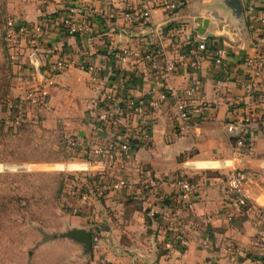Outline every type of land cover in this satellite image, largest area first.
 Here are the masks:
<instances>
[{
    "label": "crops",
    "instance_id": "1",
    "mask_svg": "<svg viewBox=\"0 0 264 264\" xmlns=\"http://www.w3.org/2000/svg\"><path fill=\"white\" fill-rule=\"evenodd\" d=\"M180 1L183 5L172 16L154 8L148 21L126 22L125 0H90L93 17L86 16L81 0H15L16 18L30 25V35L19 46L12 71L33 76L32 53L39 68L57 57L71 61L55 76L45 108H23L26 119L37 118L45 129L64 138L104 142L117 133L97 121L107 93L139 101L169 86L179 92L195 88L189 99L196 110L193 119L177 117L168 100L154 110L146 139L132 113L124 112L119 141H133L137 149L128 158L116 154L99 168V264H260L257 260L264 256V79L254 78L244 63L247 57H264V37L255 32L264 24V0H239L241 17L227 6L228 0ZM68 7L76 8L75 18L87 22L90 33L69 34L52 25L50 33L40 38L32 29ZM200 20L207 21L202 34L197 29ZM200 35L207 38V49L199 67L165 75L164 60L195 45ZM124 46L160 49L158 67L147 61L121 62L118 51ZM216 48L227 52L220 64L213 61ZM82 61L102 67L99 83L91 82ZM119 79L124 81L120 85ZM29 85L17 83L10 99ZM98 98L99 104H93ZM4 109L0 108V118ZM245 115L251 118L243 131L250 149L237 146L225 129L229 120ZM237 167L250 173L244 186L249 205L242 210L225 183V174ZM178 174L190 178L196 192L176 219L177 191L168 180ZM120 178L132 185L112 189ZM143 180L159 181L165 195L159 214L149 222L142 210L149 196ZM107 207L116 209L112 218L106 215ZM173 227L181 228V240H174Z\"/></svg>",
    "mask_w": 264,
    "mask_h": 264
},
{
    "label": "built area",
    "instance_id": "2",
    "mask_svg": "<svg viewBox=\"0 0 264 264\" xmlns=\"http://www.w3.org/2000/svg\"><path fill=\"white\" fill-rule=\"evenodd\" d=\"M49 0H41L47 2ZM82 8L87 12L86 16L93 17L95 11L89 6L90 0H81ZM109 2L110 0H105ZM183 2L172 0H125L124 19L126 22L130 20H144L148 21L151 18V12L154 8H161L172 16L181 6ZM76 8L68 7L58 9L52 15L50 21L34 24L32 29L37 35L45 37L51 31V26L62 28L69 34H84L91 32V26L86 22H81L75 18ZM264 23V16L261 18ZM30 25L21 19L9 17L6 21L5 28V45L8 53L11 56L13 65L16 63V52L22 42L26 41L30 35ZM176 28V27H175ZM255 32H258L260 37H264V24L256 27ZM207 38L204 35L199 36V41L195 45L187 46L185 49H179L172 58L164 60V74L171 75L175 70L187 68L194 70L199 67V62L207 49ZM33 54V53H32ZM31 54V55H32ZM227 52L224 48H216L213 53V61L220 64ZM162 51L158 48L153 49H138L132 46H124L118 51V59L125 62L132 59L135 62L147 61L152 68L158 67V59L161 57ZM31 62V61H30ZM245 66L250 70L254 78L264 79V57L252 56L244 60ZM32 64V63H31ZM84 70L89 74V78L93 83H99L100 73L102 67L94 65L89 61H82L80 63ZM33 65V64H32ZM71 65L65 57H57L51 62H48L42 68H35L33 76H26L18 72H13L14 81L22 84L29 83L30 85L17 97L8 99L5 103V115L2 117L7 126L16 128L25 120L23 108L32 106L35 108H45L48 102V91L55 84V76L62 73ZM124 81L117 80L120 85ZM116 87L115 85H113ZM195 91L194 87H189L182 92H179L174 87L162 88L155 96H149L147 99L134 101L126 98L123 95L107 93L103 98L104 107L97 113V121L106 124L110 128L117 130L114 137L107 139L104 142L99 141H85L77 138H68V142L80 149L86 150L90 159H86L88 168L96 169L99 172L101 165L113 159L116 154H120L126 158L130 157L137 149L129 140L119 141L121 135V127L124 126L123 114L125 111H130L132 119L136 120L139 126H142V139L148 138L150 124L153 122L155 114L154 110L161 106L168 100L173 103L175 115L180 119L190 121L193 119L196 110L189 104V99ZM93 104H99V98ZM251 118L247 115L236 120H229L225 129L231 135L237 146L241 148L250 149L251 143L244 136V127L248 126ZM135 146L136 143H134ZM96 173H92L94 176ZM250 177V173L245 168H234L225 174V183L228 195L235 201L236 206L242 210L249 205V195L245 191L244 186ZM169 185L177 191L178 202L177 212L174 217L179 218L183 209H187L191 203V199L196 192L195 183L188 177L183 175H174L169 180ZM148 192V199L146 201V213L151 220L156 219L160 212L159 203L165 200V195L160 190V182L154 180H143ZM132 185L131 180L120 178L116 180L111 188L114 190H121L129 188ZM81 198L86 200V194L82 193ZM260 216L263 213L260 211ZM172 227V226H171ZM174 228V227H173ZM174 240L179 241L183 238L181 228H174L172 230ZM264 247V240L261 241ZM260 264H264V256L257 260Z\"/></svg>",
    "mask_w": 264,
    "mask_h": 264
},
{
    "label": "rangeland",
    "instance_id": "3",
    "mask_svg": "<svg viewBox=\"0 0 264 264\" xmlns=\"http://www.w3.org/2000/svg\"><path fill=\"white\" fill-rule=\"evenodd\" d=\"M15 3L0 0V108L18 83L10 76L4 39L7 19L17 16ZM13 129L5 153L11 150L15 158L6 154L8 160L0 162V264H99V174L88 168V153L37 118ZM105 210L110 218L116 211ZM76 228L90 232L89 250L65 235Z\"/></svg>",
    "mask_w": 264,
    "mask_h": 264
},
{
    "label": "water",
    "instance_id": "4",
    "mask_svg": "<svg viewBox=\"0 0 264 264\" xmlns=\"http://www.w3.org/2000/svg\"><path fill=\"white\" fill-rule=\"evenodd\" d=\"M227 6L234 12V14L237 17H241L242 15V9H241V5L239 0H228L227 2ZM199 21V20H198ZM207 26V21L206 20H200V25L199 27H197L198 31L202 34L205 31V28ZM208 36L211 37L212 34L208 33ZM31 63L33 64V66L35 68L39 67V63L35 57V53H33L31 55V59H30ZM20 166V164H8L7 168L8 169H18V167ZM66 236L72 237L80 242H83L85 245L86 250H89L90 248V239H91V234L89 231L83 229V228H76L73 229L71 231H69L68 233L65 234Z\"/></svg>",
    "mask_w": 264,
    "mask_h": 264
},
{
    "label": "trees",
    "instance_id": "5",
    "mask_svg": "<svg viewBox=\"0 0 264 264\" xmlns=\"http://www.w3.org/2000/svg\"><path fill=\"white\" fill-rule=\"evenodd\" d=\"M7 51V49H6ZM7 58H8V61L10 63V76L11 78L13 77V71H12V67H13V63H12V59H11V56L10 54L8 53L7 51ZM5 97V93L3 91H1L0 89V100H3V98ZM9 99V97H7L6 100H4V104L7 102V100ZM15 129H13V127H10V126H7L5 124V121L3 118H0V162H3V161H7V155L6 154H12V155H9L11 158H15L13 157V151L11 150H8L9 153H5L6 149L8 146H9V141H11V139L13 140L15 138V132L14 131ZM133 143V146L137 148V146L134 145V142L131 141ZM16 160V159H14ZM248 207L245 206L243 209H246ZM143 210V213L145 215V221L146 222H149L150 221V218L148 217L147 213H146V209L145 208H142Z\"/></svg>",
    "mask_w": 264,
    "mask_h": 264
}]
</instances>
